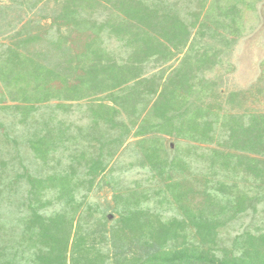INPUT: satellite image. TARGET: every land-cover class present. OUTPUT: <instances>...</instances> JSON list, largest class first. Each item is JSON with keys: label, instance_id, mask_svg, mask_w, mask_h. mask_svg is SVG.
I'll use <instances>...</instances> for the list:
<instances>
[{"label": "trees", "instance_id": "obj_1", "mask_svg": "<svg viewBox=\"0 0 264 264\" xmlns=\"http://www.w3.org/2000/svg\"><path fill=\"white\" fill-rule=\"evenodd\" d=\"M54 1L20 0L49 22L29 17L11 35L28 53L1 56L0 109L16 119L0 123V264H264V68L254 90L222 92L243 18L209 15L211 0ZM132 147L138 166L113 169ZM135 167L153 171L154 201L138 180L112 207L88 200L98 176Z\"/></svg>", "mask_w": 264, "mask_h": 264}, {"label": "rangeland", "instance_id": "obj_2", "mask_svg": "<svg viewBox=\"0 0 264 264\" xmlns=\"http://www.w3.org/2000/svg\"><path fill=\"white\" fill-rule=\"evenodd\" d=\"M20 0H3V2H0V52L2 50V44L3 45H11L13 43L14 45V40H12L14 33H16L18 30H20L22 24L29 18L32 17L34 20L33 21H40L42 24L48 23L49 20L46 18H43L41 15L34 13V12H29L27 14L23 13L24 11L21 10L19 7L18 3ZM193 7H196L195 2L191 3ZM29 6V5H26ZM55 6V1L51 0V2L46 5L43 9V5H39L38 11H43L50 12L53 10V7ZM192 7V8H193ZM256 7L257 12L254 10ZM215 9L222 10L225 16L227 17V20H230L231 18H236V27H240V19L243 18V21L245 23V31L243 33V37L239 39V41L236 44V48H240V50H237L236 48L233 50V53L231 54L230 51V45L226 44V50L223 55L225 56V60H228L231 62V67L230 70L228 71L229 73L227 74L228 76V85H225V87L222 88V92L228 91V88L232 90L233 88L236 89H252L254 90L253 86H255V82L257 81V78L260 76V67L264 68L260 63L263 60L264 57V0H211L210 6L207 8V12L210 15L212 12L215 11ZM105 12H100L101 15H105ZM36 14V15H35ZM5 17V18H3ZM35 30V29H34ZM223 32V31H222ZM236 31H233L235 33ZM194 34L192 37L195 36L196 30L193 32ZM231 34L232 31L230 29L224 30V35L226 34ZM41 34V33H40ZM39 34V35H40ZM55 33L49 30V36L51 37ZM219 38V36H217ZM39 40V38H38ZM20 41V40H19ZM28 42H25V45H30L31 47L34 43L33 40L28 39L26 40ZM22 44L23 42L20 41ZM16 45H14V50L11 51V54L17 53L18 50L21 48L23 49L26 54L28 53V49H25L23 45L18 46L17 40H16ZM42 46L46 47L47 52L44 54V56L51 57L53 59H57L58 56V47L47 45L45 43V40H42L40 43ZM33 48H30L32 50ZM229 50V51H228ZM230 54V55H229ZM15 58L18 56L15 55ZM27 58V56H25ZM7 59H5V56L1 58L0 56V74L1 70L4 68V62ZM172 63V62H171ZM178 63V60L174 62V65ZM4 64V65H3ZM227 66V63H225ZM220 67V65H218ZM222 67V66H221ZM160 68V67H159ZM228 68L225 67V69ZM218 69V68H216ZM224 68H222L223 70ZM2 75V74H1ZM263 101L262 103H253L252 106L255 108H260L264 111V98H262ZM54 103L56 100L53 101ZM6 104L10 105H15L17 102L8 100L5 102ZM77 103V102H76ZM2 105V104H0ZM77 105V104H76ZM75 105V106H76ZM8 111L0 109V123H3L4 127L7 128L8 130H12L13 124L15 122V116H7ZM79 111L75 110L71 115H68L67 119L71 121H77L79 118ZM10 115V114H9ZM64 116V114H63ZM165 146H174L175 147V142L173 138L170 137H165ZM130 142L131 146L134 147L135 140ZM203 147H206L205 145H202ZM131 148L125 152L121 151L120 154L123 155H118V158L116 162H112L110 166L114 167L113 169H119L122 167L128 166V164L133 161H137L136 157L138 156L140 159V154H135L134 148ZM98 151V149L96 150ZM195 159V157L193 158ZM65 161L67 159L65 158ZM136 163V166H138V163ZM29 164V168L32 167L33 163L27 162L26 165ZM10 165H15L14 161L11 162ZM16 166H19V163L16 162ZM33 168V167H32ZM85 170V167L83 168ZM125 172L121 178H117L118 180L115 182H109V176L103 177L98 176V179L95 180L94 186L90 191H88V200L91 201H100L101 203L105 204L108 203L112 207L114 205V194L118 191H116V188L122 187V186H127L129 185L130 187H134L133 181L138 180L142 183V188L146 187L147 191L150 193L151 196H149V201H154V193L159 189L160 184L156 178H154L151 181L148 180V178L153 176V171H151L150 167H145L142 169L139 168H132V169H124ZM86 192V191H85ZM199 200V199H197ZM152 204V203H151ZM152 206H154L152 204ZM157 208L161 211H163V207H158ZM164 212V211H163ZM113 213L115 216L111 217V219L117 217L118 215L114 213L112 208H110L109 212ZM167 215H170L171 211H165L164 212ZM264 214V213H263ZM263 216V215H261ZM248 222H251L250 220ZM247 222V223H248ZM248 225V224H247ZM233 225H227L222 229L223 231V245L225 246H231L232 240L236 236V234L240 231L238 229L239 225L237 228L232 227ZM240 228V227H239Z\"/></svg>", "mask_w": 264, "mask_h": 264}, {"label": "crops", "instance_id": "obj_3", "mask_svg": "<svg viewBox=\"0 0 264 264\" xmlns=\"http://www.w3.org/2000/svg\"><path fill=\"white\" fill-rule=\"evenodd\" d=\"M3 18H5V17H3ZM8 46H9V45H3V44H2V50H1V52H0V56H2V53H5V51H6L5 49L8 48ZM10 46L13 47V46H14L13 43H12ZM135 139H136V138H135ZM131 140H132V138L129 139V140L125 143V145H126L129 141H131ZM123 148H124V147H123ZM123 148H122V150H123Z\"/></svg>", "mask_w": 264, "mask_h": 264}]
</instances>
